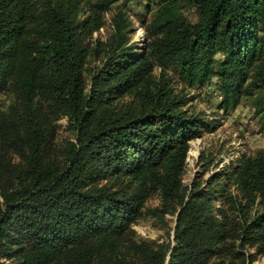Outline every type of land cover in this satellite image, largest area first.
I'll list each match as a JSON object with an SVG mask.
<instances>
[{
  "label": "trees",
  "instance_id": "1",
  "mask_svg": "<svg viewBox=\"0 0 264 264\" xmlns=\"http://www.w3.org/2000/svg\"><path fill=\"white\" fill-rule=\"evenodd\" d=\"M23 1L0 0V92L11 89L18 97L0 111V251L10 228L28 245L17 251V264H49L59 257L62 264H164L168 253L167 264H204L208 255L223 252L231 235L240 247L264 248V148L222 172L232 173L246 201L257 198L260 204L247 216L241 200L225 196L239 213L234 234L223 208L214 210V182L221 173L214 172L205 188L194 184L187 193L181 186L191 139L202 135L199 120L165 80L142 86L156 63L162 76L170 68L189 85L215 76L222 105L246 99L264 128V0H155L149 40L137 52L127 45L131 21L118 10L92 92L81 74L86 48L81 26L69 14L73 4L66 10L51 6L29 26ZM112 1L92 4L104 11ZM188 6L194 20L184 12ZM86 27L91 30V22ZM124 92H132L137 104L94 103L99 95ZM61 114L74 135L65 143L63 165L55 160L53 143V122ZM11 150L22 163L11 160ZM114 168L178 203L173 246L145 240L134 252L118 253L116 238L135 219L140 200L134 192L87 187L95 173ZM247 257L254 264L253 253Z\"/></svg>",
  "mask_w": 264,
  "mask_h": 264
},
{
  "label": "rangeland",
  "instance_id": "2",
  "mask_svg": "<svg viewBox=\"0 0 264 264\" xmlns=\"http://www.w3.org/2000/svg\"><path fill=\"white\" fill-rule=\"evenodd\" d=\"M94 0H24L28 10L27 25L36 24L46 9L51 6L66 10L70 4V17L73 22L79 23L80 39L86 48V56L81 64V74L86 91H91L93 75L102 66L107 57L109 45L114 35L113 17L118 10H123L125 17L131 21L129 29V44L133 50H142L149 40L147 33L148 22L156 10L155 0H113L109 8L100 11L94 8ZM185 14L190 20L196 18L193 7H185ZM91 22L92 29L86 27ZM217 56H220L218 54ZM157 63L154 65L143 87H152L157 80H165L167 87L178 92L186 100L183 108L187 109L199 120L202 135L191 139V148L186 154L184 165L180 174L181 186L189 193L194 184L206 187L208 179L214 172L221 173L219 183L214 182L213 192L214 210L223 208L226 219L234 223V234L238 231L239 213L232 208L229 201H224L230 193L236 200L246 205L247 216H252L260 210L256 198L253 203L246 201L243 192L233 181V175L223 174L236 166L245 156H254L259 149L264 148V128L258 121L255 108L246 99H241L233 105H222L219 81L214 76L202 85H189L181 81L170 68L163 69ZM97 90H95L96 92ZM94 92V90H93ZM18 102L17 94L11 89L0 92V111L7 110L12 104ZM137 98L132 92H124L114 97L105 98L99 95L95 98L96 105H108L114 108H123L126 104L136 105ZM55 125L53 143L55 159L63 165L65 155L63 149L67 140L73 139V132L68 127V118L61 114L53 122ZM190 142V140H189ZM188 142V143H189ZM190 146V144H189ZM188 146V148H189ZM188 151V149H187ZM10 158L15 163H22V158L15 150L10 151ZM89 188H107L115 190L118 195L134 192L140 200V208L132 223L120 237L116 238V250L125 256L134 252L132 248L136 243L149 240L157 244L170 241L174 245L173 230L176 214L181 207L172 199H164L159 189L149 185L139 184L136 180L124 175L117 168L98 171L89 179ZM239 239L229 236L224 241L222 253H213L206 257L204 264H248V253H253L254 264H264V248L257 244H247L240 247ZM4 248L0 251V264H17L21 246H28L27 242L13 228L8 230L4 239ZM169 253L164 264L168 263ZM63 257H59L49 264H62Z\"/></svg>",
  "mask_w": 264,
  "mask_h": 264
}]
</instances>
